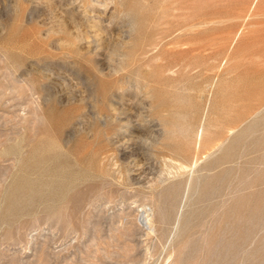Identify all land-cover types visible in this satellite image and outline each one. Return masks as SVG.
I'll return each mask as SVG.
<instances>
[{
  "label": "rangeland",
  "instance_id": "rangeland-1",
  "mask_svg": "<svg viewBox=\"0 0 264 264\" xmlns=\"http://www.w3.org/2000/svg\"><path fill=\"white\" fill-rule=\"evenodd\" d=\"M0 264H264V0H0Z\"/></svg>",
  "mask_w": 264,
  "mask_h": 264
},
{
  "label": "bare ground",
  "instance_id": "bare-ground-1",
  "mask_svg": "<svg viewBox=\"0 0 264 264\" xmlns=\"http://www.w3.org/2000/svg\"><path fill=\"white\" fill-rule=\"evenodd\" d=\"M211 42V41H210ZM216 42V41H215ZM7 70V69H6ZM219 71V70H218ZM27 86V85H26ZM229 109V108H228ZM36 115V114H35ZM232 130H230V134ZM219 142V141H218ZM216 143L214 144L211 148L216 149L218 147L221 146V143ZM211 150V151H212ZM104 156V154H103ZM82 157L78 156L77 160H81ZM59 159V158H58ZM56 159V160H58ZM61 159V158H60ZM60 161H57V165H55L52 169H47L45 168V171L50 173L49 177L51 178V181L48 183H44V186L46 187H50L52 191H62L64 192L65 190L67 191L68 189H74L77 187L76 183L79 181H82V176L79 175V173L72 171L70 169L69 166H67L66 163L61 164L59 163ZM47 165V164H46ZM45 165V166H46ZM48 167V166H47ZM52 167V166H51ZM101 174H99L100 176H102V171H99ZM42 174V173H41ZM47 174V173H46ZM43 175V174H42ZM32 192V191H31ZM153 203V202H152ZM149 211V210H148ZM146 212V211H145ZM148 216H143L142 214L139 217V221L143 222H148L149 224H151L150 220L147 218ZM142 225V224H141ZM146 225V223H145ZM152 228V227H150ZM153 231V229H152ZM154 232V231H153Z\"/></svg>",
  "mask_w": 264,
  "mask_h": 264
}]
</instances>
